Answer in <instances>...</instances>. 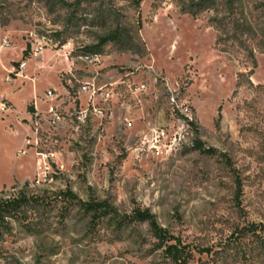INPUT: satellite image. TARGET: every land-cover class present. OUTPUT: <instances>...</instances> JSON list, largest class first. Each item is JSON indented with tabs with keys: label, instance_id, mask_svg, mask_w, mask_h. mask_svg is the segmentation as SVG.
I'll return each instance as SVG.
<instances>
[{
	"label": "rangeland",
	"instance_id": "obj_1",
	"mask_svg": "<svg viewBox=\"0 0 264 264\" xmlns=\"http://www.w3.org/2000/svg\"><path fill=\"white\" fill-rule=\"evenodd\" d=\"M191 1L0 0V199L38 198L0 264H171L145 210L191 264H264L257 236L235 237L264 236V0H235L253 41L228 52Z\"/></svg>",
	"mask_w": 264,
	"mask_h": 264
},
{
	"label": "trees",
	"instance_id": "obj_2",
	"mask_svg": "<svg viewBox=\"0 0 264 264\" xmlns=\"http://www.w3.org/2000/svg\"><path fill=\"white\" fill-rule=\"evenodd\" d=\"M235 4V0H192L190 4L183 6L182 11L193 17H197L205 12H214L217 16L211 18L209 23L219 32L220 38L218 44L224 46L223 51L228 52L229 48L235 46L245 51L247 42L253 41L251 35L252 31L245 21L240 22L242 19L239 20V16H242V13L237 11ZM138 5H140V1H138ZM121 42H124L122 33L120 29H117L101 38L100 43L96 47L89 48L88 51L83 53V56H98L100 55L99 50L102 47L109 43ZM133 44L134 40L131 39L130 45ZM29 55L30 49L28 48L24 56L29 57ZM248 58L252 60L256 68L257 60L254 50L248 51ZM31 110V113L34 114L35 110ZM197 149L202 150V147L198 146ZM71 196L73 195L71 194ZM35 204H38V198L28 197L26 195L9 199H0V238H4L5 235L9 234L12 231L13 224L16 222L28 227L27 211L29 208H33ZM83 206L88 212L94 214V217L104 216L109 212L105 209V205L95 202L83 203ZM134 219L149 224L154 237L158 240L159 247L163 249L165 258H167L171 264H191L194 259V251L192 248L189 245L181 243L175 237L170 236L166 230L162 229L158 225L156 217L149 210L136 211ZM258 231L259 228L255 225L246 226L238 230L239 234L235 237L257 236L264 247V236L257 235ZM203 252L210 253L211 251L206 250Z\"/></svg>",
	"mask_w": 264,
	"mask_h": 264
},
{
	"label": "built area",
	"instance_id": "obj_3",
	"mask_svg": "<svg viewBox=\"0 0 264 264\" xmlns=\"http://www.w3.org/2000/svg\"><path fill=\"white\" fill-rule=\"evenodd\" d=\"M4 45H5V47H7V48H10L11 47V44L9 43V42H4ZM39 51H37V53L35 54L36 56H38L39 55ZM86 59H93V58H98V56H87V57H85ZM25 66H26V64H24L23 66H22V68H25ZM85 90L87 89L86 87L84 88ZM47 98L49 99V100H54V95H53V92H51V91H49L48 93H47ZM1 110L3 111V112H6V111H8V108L6 107V105H2V108H1ZM48 113L51 115V120L53 121V123L54 124H57V123H60V121H61V117H60V115H59V113H58V109H57V107L56 106H50V108L48 109ZM85 117H86V115H85ZM33 144L34 143H32V141H27V147L28 146H33ZM26 153V151L24 152V151H22L21 152V154H25Z\"/></svg>",
	"mask_w": 264,
	"mask_h": 264
},
{
	"label": "crops",
	"instance_id": "obj_4",
	"mask_svg": "<svg viewBox=\"0 0 264 264\" xmlns=\"http://www.w3.org/2000/svg\"><path fill=\"white\" fill-rule=\"evenodd\" d=\"M45 54V53H44Z\"/></svg>",
	"mask_w": 264,
	"mask_h": 264
}]
</instances>
